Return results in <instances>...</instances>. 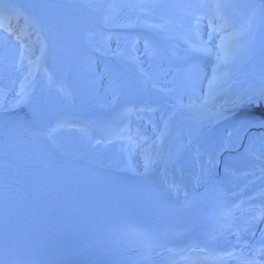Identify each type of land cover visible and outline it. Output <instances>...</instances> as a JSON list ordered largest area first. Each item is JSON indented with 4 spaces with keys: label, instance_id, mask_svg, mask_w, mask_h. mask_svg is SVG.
<instances>
[{
    "label": "rangeland",
    "instance_id": "rangeland-1",
    "mask_svg": "<svg viewBox=\"0 0 264 264\" xmlns=\"http://www.w3.org/2000/svg\"><path fill=\"white\" fill-rule=\"evenodd\" d=\"M0 9L5 21L0 25L1 70L4 64L22 70L2 73L4 81L8 87L12 82L15 91L22 80L25 92L36 91L40 105L41 97L53 101L59 95L51 103L59 111L58 130L108 134L106 143L90 142L92 149L104 145L133 152L141 147L147 159L163 155L168 164L186 153L187 139L219 122L240 143L249 148L255 143L250 160L259 179L246 198L258 211L263 202L258 196L264 199V0H0ZM194 52L189 66L180 64ZM88 89L91 97H84ZM106 91H111L107 99L93 96ZM74 95L80 98L76 103ZM256 95L260 102L244 103ZM212 97L214 103L199 107ZM171 101L174 106L168 108ZM232 104L253 111L210 118L217 108ZM159 114L162 124L155 125ZM89 122L107 127L94 129ZM167 130L170 144L177 146L170 156L158 143ZM155 139L158 145L152 146ZM222 147H206L204 155ZM190 152L188 165L196 160ZM176 168L183 169H170Z\"/></svg>",
    "mask_w": 264,
    "mask_h": 264
},
{
    "label": "bare ground",
    "instance_id": "bare-ground-1",
    "mask_svg": "<svg viewBox=\"0 0 264 264\" xmlns=\"http://www.w3.org/2000/svg\"><path fill=\"white\" fill-rule=\"evenodd\" d=\"M1 59H3V57L0 53V66ZM14 68H17L14 64H4V69L2 70L0 67V115L9 117L12 114L20 113L32 123L36 131L47 141L48 139H53V145L51 146L57 149L62 156L72 160H83L84 157H86L85 161L88 165L98 169L103 168L112 172L124 174L128 178L140 181L139 183L147 187L157 188L158 186L170 200H182L187 195L199 190L202 185H207L209 191H219L220 194L224 196L226 206L230 208L236 216L235 221L239 223L246 221L248 223L253 239L260 242L262 245L261 254L264 256V222L263 220L260 222V219H264V199L262 196H258L263 202L259 204L258 211H252V206L255 204V201L246 198L247 190L254 183V180L259 179V176L255 175L257 173H254L256 167H253V164L255 162L250 160L256 156V152L253 150L255 143L253 147H247L246 143H240V139L237 136L235 137L223 132V126L220 125L221 123L217 122L216 124L210 125L209 129L203 135L193 139H187L184 142L185 146H187L186 153L182 154V156L177 159L170 160L168 164H164L166 163L167 156L163 155L160 156L161 158H153L154 160L147 159L141 147L139 150L133 152H118L108 146L97 145L91 150L92 146L90 142L96 139H102L103 142L106 143L109 139V135L91 132L86 135L84 133L80 134L78 131L74 130H58L59 122L57 127L52 126V123H55L54 119L56 113L59 111L55 110L51 103L55 104L54 101L59 98V95H55L53 101L46 98V96L41 97L40 102L42 101V104L40 105L36 91L30 88L25 92V85L22 80L20 83L16 84L17 88H15L14 91L12 82L8 87L2 75V73H6L8 70L9 72H15L13 71ZM20 68L21 67H18L17 69L21 72L22 70ZM17 76L18 75L15 73L14 77ZM101 83L102 82H99L98 84L101 86ZM89 90L90 89L84 91L82 95L84 97H91L86 94L89 93ZM106 92L107 93L96 92L93 96L107 99L111 91ZM207 95L208 94H206V96ZM75 98L80 99L77 95H74L71 99L74 103L77 102ZM87 99L88 98H86V100ZM216 100L217 98L215 97L209 98L208 101L200 103L199 107L201 109H206ZM174 102L175 101H171L168 103L167 107L172 108L174 105L171 103ZM236 106L237 105L232 104L230 108L227 109L217 108L215 112L211 114L210 118L214 119L219 113L226 111L236 113L253 111L248 107L238 109ZM105 107L106 105L103 107V110L106 109ZM177 107L182 108V106L178 104ZM90 110L91 108H89V111ZM261 111L264 113V108H262ZM160 115L161 114L157 115L155 125L159 123L160 125L162 124ZM124 118L125 116L122 117V120ZM166 123L171 125L168 119H166ZM90 127L94 129H103L106 128L107 125L104 123L91 122ZM164 127H166L165 123H163V128ZM150 128L151 132L149 135H152L153 128ZM47 135L48 137H46ZM159 135L162 137L165 136V140H160L158 143L163 148H168V153L165 155H169L177 147H172L171 145L173 143V141L171 142L173 137L170 138L172 135L171 130H167ZM155 137H157V135ZM134 143L138 144L137 141ZM158 143L156 139L150 142L152 146H155V144L158 145ZM219 144H222L223 147L219 149L220 151H217L215 155H204L206 153V147L217 148ZM191 150L193 151L192 154H195L194 158H196V160L195 163L188 165L187 161H191L190 159H192ZM201 156H203L204 159L201 158ZM158 162H162L161 165L157 166L156 163ZM262 163H264V160ZM174 165H178L183 169L176 168L175 171L170 169ZM201 252H203L201 249L196 248L190 250L187 254L190 264H196L197 261L200 260L199 258L203 257Z\"/></svg>",
    "mask_w": 264,
    "mask_h": 264
},
{
    "label": "water",
    "instance_id": "water-1",
    "mask_svg": "<svg viewBox=\"0 0 264 264\" xmlns=\"http://www.w3.org/2000/svg\"><path fill=\"white\" fill-rule=\"evenodd\" d=\"M195 55H196L195 53L190 54L189 56H187V57H185L184 59H182L180 63H181V64H185V63L188 62L189 60L194 59Z\"/></svg>",
    "mask_w": 264,
    "mask_h": 264
},
{
    "label": "trees",
    "instance_id": "trees-1",
    "mask_svg": "<svg viewBox=\"0 0 264 264\" xmlns=\"http://www.w3.org/2000/svg\"><path fill=\"white\" fill-rule=\"evenodd\" d=\"M263 88H264V84L262 85ZM248 90H251V86L248 87ZM264 92V91H263ZM259 98L262 99V97L260 95H256L255 97L252 98V100L254 101H251V103H257V102H260Z\"/></svg>",
    "mask_w": 264,
    "mask_h": 264
},
{
    "label": "snow or ice",
    "instance_id": "snow-or-ice-1",
    "mask_svg": "<svg viewBox=\"0 0 264 264\" xmlns=\"http://www.w3.org/2000/svg\"><path fill=\"white\" fill-rule=\"evenodd\" d=\"M244 103H251V101H250V100H248V101H244Z\"/></svg>",
    "mask_w": 264,
    "mask_h": 264
}]
</instances>
